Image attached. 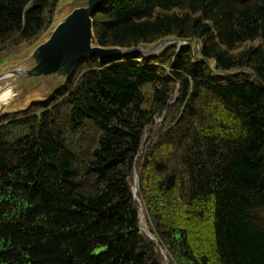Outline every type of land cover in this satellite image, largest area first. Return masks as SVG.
I'll list each match as a JSON object with an SVG mask.
<instances>
[{"label": "trees", "instance_id": "1", "mask_svg": "<svg viewBox=\"0 0 264 264\" xmlns=\"http://www.w3.org/2000/svg\"><path fill=\"white\" fill-rule=\"evenodd\" d=\"M62 1L0 0V70ZM92 20L101 48L189 44L88 57L0 114V264H264V0H109Z\"/></svg>", "mask_w": 264, "mask_h": 264}, {"label": "water", "instance_id": "2", "mask_svg": "<svg viewBox=\"0 0 264 264\" xmlns=\"http://www.w3.org/2000/svg\"><path fill=\"white\" fill-rule=\"evenodd\" d=\"M108 1L109 0H88L85 5L74 7L62 20L57 21L56 19V25L53 30L41 44L32 50L30 57L24 61L32 60L33 57H39V59L35 61L34 67L29 68L27 72H21L17 75L18 82L21 84L18 85L17 89L13 90L14 95L17 94L16 100L10 104L2 105L0 107V114L5 112L7 107H10L18 99L25 96L27 87L30 85L38 86L46 77H65L63 83L47 95L65 85L71 79L79 64L88 57H96L99 60H109L118 57H128L138 53L145 58H150L162 54L170 46L177 45L178 49H180L189 44V42L186 41L168 38L161 40L153 46H141L133 49H106L95 46L93 42L94 32L92 17L94 12L103 7ZM195 50L198 51V45H196ZM35 67L37 68L34 69ZM14 68H16V66L11 68L8 72L0 74V78L6 74H17ZM36 79L38 80L37 83ZM26 81H28L29 84H26ZM45 97L35 101H41ZM135 184L134 195L138 192L137 178ZM142 211L143 209L140 211V220L143 218Z\"/></svg>", "mask_w": 264, "mask_h": 264}, {"label": "rangeland", "instance_id": "3", "mask_svg": "<svg viewBox=\"0 0 264 264\" xmlns=\"http://www.w3.org/2000/svg\"><path fill=\"white\" fill-rule=\"evenodd\" d=\"M88 0H63L59 6V9L56 13V19L57 21L62 20L74 7L85 5ZM48 36V35H47ZM46 36V37H47ZM32 51L27 50L24 51L16 56H12L9 58L3 67L0 70V74L8 72L11 68L20 66L24 61L30 57ZM65 77H59V76H53V77H46L44 78L41 83H39L38 86H32L30 85L27 87L26 95L22 98L18 99L15 103H13L10 107H7L5 110L7 113L12 112H20L26 109V107L35 100H40L42 97H45L49 92H51L53 89L61 85L64 81ZM5 84V81L2 82L0 85ZM16 96L10 103L14 102L16 100ZM9 103V104H10ZM143 212V211H142ZM143 214V213H142ZM145 223L142 218L141 220V229L143 232L145 231ZM150 236V235H149ZM151 237V236H150ZM104 251V249L101 250V252ZM100 252V251H99Z\"/></svg>", "mask_w": 264, "mask_h": 264}, {"label": "bare ground", "instance_id": "4", "mask_svg": "<svg viewBox=\"0 0 264 264\" xmlns=\"http://www.w3.org/2000/svg\"><path fill=\"white\" fill-rule=\"evenodd\" d=\"M89 48V46H88ZM119 53V52H118ZM39 59L33 57L32 60H27L26 62L22 63L20 66L14 68L17 74H6L2 78H0V84L5 81V84L0 85V107L2 105H7L15 98L13 90L17 89L18 85L21 83L18 82V76L21 72H27L29 68L34 67L35 61ZM35 67L34 69H36ZM34 80V79H33ZM38 80L36 79V83ZM29 84L28 81L25 82ZM145 223V222H144Z\"/></svg>", "mask_w": 264, "mask_h": 264}]
</instances>
